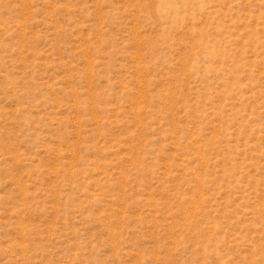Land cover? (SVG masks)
<instances>
[{"label":"rangeland","instance_id":"obj_1","mask_svg":"<svg viewBox=\"0 0 264 264\" xmlns=\"http://www.w3.org/2000/svg\"><path fill=\"white\" fill-rule=\"evenodd\" d=\"M0 264H264V0H0Z\"/></svg>","mask_w":264,"mask_h":264}]
</instances>
